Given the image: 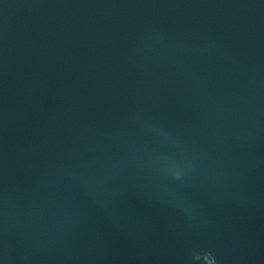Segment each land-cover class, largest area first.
Returning a JSON list of instances; mask_svg holds the SVG:
<instances>
[{
    "label": "water",
    "instance_id": "1",
    "mask_svg": "<svg viewBox=\"0 0 264 264\" xmlns=\"http://www.w3.org/2000/svg\"><path fill=\"white\" fill-rule=\"evenodd\" d=\"M0 264H264V0H0Z\"/></svg>",
    "mask_w": 264,
    "mask_h": 264
}]
</instances>
